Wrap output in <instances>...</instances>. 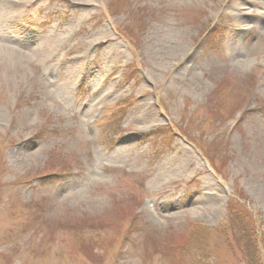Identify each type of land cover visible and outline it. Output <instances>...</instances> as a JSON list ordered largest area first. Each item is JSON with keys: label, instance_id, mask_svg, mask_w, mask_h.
Here are the masks:
<instances>
[{"label": "rangeland", "instance_id": "obj_1", "mask_svg": "<svg viewBox=\"0 0 264 264\" xmlns=\"http://www.w3.org/2000/svg\"><path fill=\"white\" fill-rule=\"evenodd\" d=\"M13 1L0 264H264V0Z\"/></svg>", "mask_w": 264, "mask_h": 264}, {"label": "trees", "instance_id": "obj_2", "mask_svg": "<svg viewBox=\"0 0 264 264\" xmlns=\"http://www.w3.org/2000/svg\"><path fill=\"white\" fill-rule=\"evenodd\" d=\"M211 165H212V163H211ZM213 166V168H214V170L216 171V172H218V168L216 167V165H212ZM242 197H243V195H241V193L239 192V193H235L233 196H232V198H231V200H230V204H229V207H230V210L232 211L233 209H235V208H237L238 207V205H243V203L241 202V199H242ZM244 206V205H243ZM245 208V207H244ZM252 220H253V222L254 223H256V217L254 216H252ZM255 250V249H254ZM259 250V249H258Z\"/></svg>", "mask_w": 264, "mask_h": 264}, {"label": "bare ground", "instance_id": "obj_3", "mask_svg": "<svg viewBox=\"0 0 264 264\" xmlns=\"http://www.w3.org/2000/svg\"><path fill=\"white\" fill-rule=\"evenodd\" d=\"M14 1H15V0H14ZM14 1H13V2H14Z\"/></svg>", "mask_w": 264, "mask_h": 264}]
</instances>
